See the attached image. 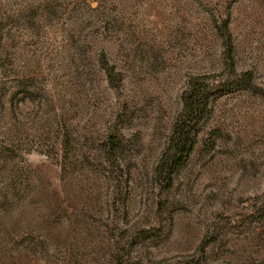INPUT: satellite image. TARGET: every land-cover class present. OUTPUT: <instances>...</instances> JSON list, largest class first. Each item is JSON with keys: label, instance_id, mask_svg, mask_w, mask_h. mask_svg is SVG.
<instances>
[{"label": "rangeland", "instance_id": "rangeland-1", "mask_svg": "<svg viewBox=\"0 0 264 264\" xmlns=\"http://www.w3.org/2000/svg\"><path fill=\"white\" fill-rule=\"evenodd\" d=\"M245 71L167 188L190 78ZM0 264H264V0H0Z\"/></svg>", "mask_w": 264, "mask_h": 264}, {"label": "trees", "instance_id": "trees-1", "mask_svg": "<svg viewBox=\"0 0 264 264\" xmlns=\"http://www.w3.org/2000/svg\"><path fill=\"white\" fill-rule=\"evenodd\" d=\"M103 69L107 76L109 84L117 85L119 79L113 74L112 66L102 62ZM230 66L233 62H230ZM233 70V67L230 68ZM233 75H223L214 78L212 75H198L190 78L187 88L181 95L182 109L176 116L171 132L168 136L167 144L163 150L160 159L155 167V174L166 183L169 188L173 184V179L190 156L196 143L199 126L210 110V103L214 97L227 94L234 88L246 87L253 89L252 72H241L237 77L235 72ZM125 135L117 126L112 124L99 137L98 151L94 155L98 159V165L107 163L116 168L121 167V158L125 149ZM84 160L88 161L89 157L84 153ZM92 166H96L91 163Z\"/></svg>", "mask_w": 264, "mask_h": 264}]
</instances>
